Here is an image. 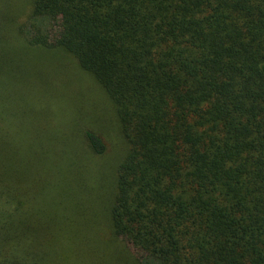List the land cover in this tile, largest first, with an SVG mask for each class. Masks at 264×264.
<instances>
[{
	"label": "trees",
	"instance_id": "1",
	"mask_svg": "<svg viewBox=\"0 0 264 264\" xmlns=\"http://www.w3.org/2000/svg\"><path fill=\"white\" fill-rule=\"evenodd\" d=\"M14 61L0 264H264V0H0Z\"/></svg>",
	"mask_w": 264,
	"mask_h": 264
},
{
	"label": "rangeland",
	"instance_id": "2",
	"mask_svg": "<svg viewBox=\"0 0 264 264\" xmlns=\"http://www.w3.org/2000/svg\"><path fill=\"white\" fill-rule=\"evenodd\" d=\"M42 26L45 28V30L48 31L50 34L51 38H55L56 35L58 34L59 30L57 26H50L48 25L47 21L41 20L39 21ZM60 54L59 53H50L48 55L49 60H58ZM35 58H32L34 60ZM24 73L20 69L19 63L16 61L13 62L12 66H3L0 68V96H3L4 94L8 93L11 95V102L15 106H20V98L21 94L24 91V84L22 85L23 82L28 81V76L23 75ZM4 97V96H3ZM104 97H102V100ZM104 102V101H103ZM105 108L109 110V106H107V101L104 103V106H101V111L102 109ZM19 120L21 121L22 118L20 117ZM23 123V121H21ZM101 123V122H100ZM103 124V123H102ZM35 131V130H34ZM34 131L30 129H25L24 134L27 133H33ZM103 139L106 145V150L110 151L111 153L113 152L114 148L111 147V144L113 141H116V135L115 132L117 133V127L115 122L111 121V128H108L105 126L104 128L101 129ZM96 202V206H97ZM118 241L120 244L124 247V249L128 252V254L132 257L133 261H135L136 264H153L146 256V254L142 251H138L133 249L131 244L129 243L127 238H119ZM110 250L109 252L111 253V256L114 254L117 257V251L113 248L108 246V249L106 251ZM124 264H130V263H124Z\"/></svg>",
	"mask_w": 264,
	"mask_h": 264
}]
</instances>
